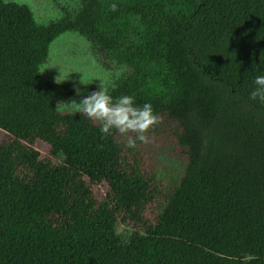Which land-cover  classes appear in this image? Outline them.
<instances>
[{
	"label": "trees",
	"instance_id": "obj_1",
	"mask_svg": "<svg viewBox=\"0 0 264 264\" xmlns=\"http://www.w3.org/2000/svg\"><path fill=\"white\" fill-rule=\"evenodd\" d=\"M68 33L124 70L114 99L152 105L160 122L148 135L174 138L186 165L167 186L140 167L143 143L129 149L56 111L72 87L40 68ZM258 75L264 0H79L46 25L0 0V264H264V105L249 99ZM93 185L105 187L101 201ZM154 201V224L119 231Z\"/></svg>",
	"mask_w": 264,
	"mask_h": 264
},
{
	"label": "rangeland",
	"instance_id": "obj_2",
	"mask_svg": "<svg viewBox=\"0 0 264 264\" xmlns=\"http://www.w3.org/2000/svg\"><path fill=\"white\" fill-rule=\"evenodd\" d=\"M15 2L29 7L33 13L36 23L46 25L62 16V10L74 9L79 0H4ZM62 72L65 80L61 84H69L73 90V97L64 99L62 102L76 100L77 103L91 92L99 90L100 84L109 89L124 73L123 69L108 70L100 62L99 57L92 51L90 44L76 34H64L60 36L51 46L47 62L40 68V73L53 83ZM83 79L84 84L80 81ZM79 88L80 95L76 89ZM58 113H69L67 111ZM151 143L143 144L140 151V167L142 170L156 175L159 188L171 183L185 168L186 161L180 154V150L172 136L165 134H151ZM122 140H126L121 136ZM8 136L0 130V145L8 143ZM33 148L41 153L43 159H51L49 147L41 142H36ZM131 156H127V162L131 163ZM19 175L31 177V172L19 165ZM92 197L101 201L105 194V187L93 185L89 187ZM156 201L147 204L140 213L141 222L137 223L132 218L121 224L119 231H129L135 227L154 224L156 214ZM122 217V215H120ZM132 219V220H131Z\"/></svg>",
	"mask_w": 264,
	"mask_h": 264
},
{
	"label": "clouds",
	"instance_id": "obj_3",
	"mask_svg": "<svg viewBox=\"0 0 264 264\" xmlns=\"http://www.w3.org/2000/svg\"><path fill=\"white\" fill-rule=\"evenodd\" d=\"M109 8L111 11H116L118 5L113 3L109 5ZM64 80L60 71L55 82L60 84ZM80 83L84 84L83 79ZM254 84L255 88L251 91L249 99L264 105V75L256 76ZM76 92L77 95H80L79 88L76 89ZM56 109L60 112L80 113L83 117L98 124L102 139L118 133L126 139L125 147L129 149L136 148L138 141L143 144L151 143L148 133L160 122L159 116L154 114L150 103L137 106L134 97L130 95L114 99L102 84H100L99 90L91 92L79 103L76 100L59 102Z\"/></svg>",
	"mask_w": 264,
	"mask_h": 264
}]
</instances>
